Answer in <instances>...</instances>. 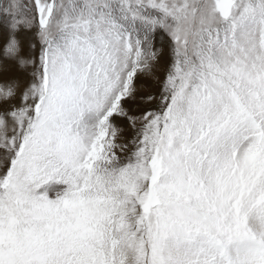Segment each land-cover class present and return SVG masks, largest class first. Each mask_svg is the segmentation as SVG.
I'll list each match as a JSON object with an SVG mask.
<instances>
[{"label":"snow or ice","instance_id":"obj_1","mask_svg":"<svg viewBox=\"0 0 264 264\" xmlns=\"http://www.w3.org/2000/svg\"><path fill=\"white\" fill-rule=\"evenodd\" d=\"M0 75V264H264V0H13Z\"/></svg>","mask_w":264,"mask_h":264},{"label":"rangeland","instance_id":"obj_2","mask_svg":"<svg viewBox=\"0 0 264 264\" xmlns=\"http://www.w3.org/2000/svg\"><path fill=\"white\" fill-rule=\"evenodd\" d=\"M24 2H26V0H21V3H24ZM11 3H13V0H0V12H2ZM4 81H5V78L2 75H0V84L4 83ZM54 186L57 191L65 187L64 185H60V184H56ZM49 196L54 198L55 191H49Z\"/></svg>","mask_w":264,"mask_h":264}]
</instances>
